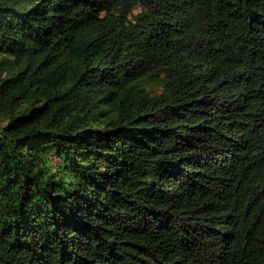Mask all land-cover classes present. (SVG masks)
Listing matches in <instances>:
<instances>
[{
    "label": "trees",
    "instance_id": "16d2710c",
    "mask_svg": "<svg viewBox=\"0 0 264 264\" xmlns=\"http://www.w3.org/2000/svg\"><path fill=\"white\" fill-rule=\"evenodd\" d=\"M0 264H264V0H0Z\"/></svg>",
    "mask_w": 264,
    "mask_h": 264
}]
</instances>
